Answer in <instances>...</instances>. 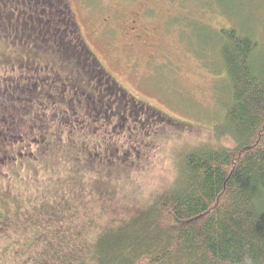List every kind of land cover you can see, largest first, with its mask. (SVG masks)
<instances>
[{"label": "trees", "instance_id": "16d2710c", "mask_svg": "<svg viewBox=\"0 0 264 264\" xmlns=\"http://www.w3.org/2000/svg\"><path fill=\"white\" fill-rule=\"evenodd\" d=\"M218 35L229 98L213 131L230 145H182L168 185L133 205L108 201L110 190L22 198L0 213V264H264V68L254 38L236 28ZM0 36L1 71L47 57L53 78L70 80L66 104L84 90L76 103L104 120L117 109L132 115L133 96L88 48L67 0H0Z\"/></svg>", "mask_w": 264, "mask_h": 264}, {"label": "rangeland", "instance_id": "374dc122", "mask_svg": "<svg viewBox=\"0 0 264 264\" xmlns=\"http://www.w3.org/2000/svg\"><path fill=\"white\" fill-rule=\"evenodd\" d=\"M67 2L88 48L133 96L134 111L128 119L117 113L104 120L76 103L83 102L84 90L76 102L66 104L67 97L75 94L70 80L63 86L59 77L53 78L57 70L47 65V57L37 56L29 67L7 66L1 71L0 65V213L4 215L22 198L38 199L42 189L58 196L76 191L90 198L89 193L110 190L108 201L129 205L150 198L173 178L182 145H230L225 138L217 142L213 131L229 98L218 31L236 28L254 38L255 60L264 68V0ZM111 7L139 10L138 23L147 28L140 38L157 49L151 51L136 39L128 50L125 37L117 32V36L112 31L101 34L102 18ZM2 47L0 42V64H5ZM72 82L73 88L79 85ZM94 140L101 143L97 149L92 148ZM257 201L264 208V196Z\"/></svg>", "mask_w": 264, "mask_h": 264}, {"label": "flooded vegetation", "instance_id": "af4514ba", "mask_svg": "<svg viewBox=\"0 0 264 264\" xmlns=\"http://www.w3.org/2000/svg\"><path fill=\"white\" fill-rule=\"evenodd\" d=\"M145 7L151 8L150 3H146ZM139 10H126V9H118L116 7H111L109 12H107V16L102 18L101 22V27L103 30L101 31V34H104L106 36L108 34H111L110 31H112V34L114 33L115 35H121L125 37L126 44L125 46L127 47L128 50H132V47L134 45L132 40L138 39L141 41L149 50H156L158 45L152 44V43H146V39L140 38V36L147 31L146 27L141 26L138 23V17H139ZM117 32V33H116ZM113 34V35H114ZM116 35V36H117ZM50 49H40V50H35V49H28V53H33L35 55L41 54L42 56L47 55ZM50 53V52H49ZM119 109L114 111L113 113L108 112L105 115L106 116H113L117 113H119ZM123 122V121H122Z\"/></svg>", "mask_w": 264, "mask_h": 264}]
</instances>
